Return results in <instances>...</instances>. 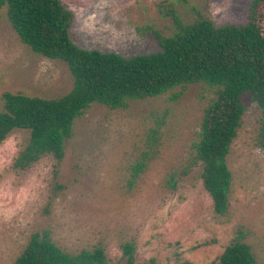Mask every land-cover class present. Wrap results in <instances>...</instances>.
I'll return each mask as SVG.
<instances>
[{"label":"rangeland","instance_id":"374dc122","mask_svg":"<svg viewBox=\"0 0 264 264\" xmlns=\"http://www.w3.org/2000/svg\"><path fill=\"white\" fill-rule=\"evenodd\" d=\"M253 0H62L74 15L71 29L84 49L126 58L160 50L158 34L175 32L173 17L161 11L174 3L182 20L198 11L216 26L248 21ZM167 14V15H166ZM66 63L36 54L0 10V111L5 93L60 98L71 91ZM217 89L207 84L178 88L134 101L127 109L95 104L75 123L62 161L45 156L19 171L14 161L28 143L18 130L0 143V264H14L35 233L47 231L64 251L103 247L109 264H125L123 246L134 243L136 264H218L242 231L264 264V149L258 144L262 111L251 95L228 164L233 175L230 211L216 214L195 164L207 107ZM160 126V153L135 183L130 166ZM175 174L176 187L168 179Z\"/></svg>","mask_w":264,"mask_h":264},{"label":"trees","instance_id":"16d2710c","mask_svg":"<svg viewBox=\"0 0 264 264\" xmlns=\"http://www.w3.org/2000/svg\"><path fill=\"white\" fill-rule=\"evenodd\" d=\"M2 9L25 45L36 54L66 63L74 79L71 91L60 98L4 94L0 143L15 131L29 133L28 143L14 161L16 170L26 171L48 155L62 161L76 121L95 104L127 109L131 102L204 83L217 89V97L205 110L194 145L195 164L203 168V186L216 214L228 215L233 186L228 157L242 125L246 95L262 111L258 144L264 149V0L251 2L246 24L223 26H216L202 11L186 23L174 3L166 2L161 11L173 17L175 32L158 34V52L130 58L79 47L71 33L74 15L62 0H0ZM161 140L160 126L152 128L145 149L130 166L131 186L159 156ZM168 184L176 187L175 174ZM123 254L125 264H136L134 243L125 244ZM14 264L109 263L103 247L68 253L44 231L32 235ZM218 264H259L244 232L226 247Z\"/></svg>","mask_w":264,"mask_h":264}]
</instances>
